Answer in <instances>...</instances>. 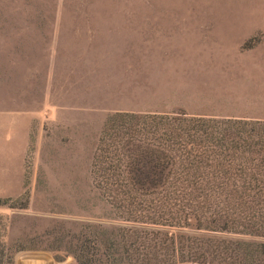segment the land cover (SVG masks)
Listing matches in <instances>:
<instances>
[{"label":"rangeland","instance_id":"rangeland-1","mask_svg":"<svg viewBox=\"0 0 264 264\" xmlns=\"http://www.w3.org/2000/svg\"><path fill=\"white\" fill-rule=\"evenodd\" d=\"M120 110L264 120V0H0V264H75L73 233L136 225L91 175Z\"/></svg>","mask_w":264,"mask_h":264},{"label":"trees","instance_id":"trees-1","mask_svg":"<svg viewBox=\"0 0 264 264\" xmlns=\"http://www.w3.org/2000/svg\"><path fill=\"white\" fill-rule=\"evenodd\" d=\"M91 175L136 225L73 233L56 248L75 264H264V240L219 235L264 237V120L115 111L100 129ZM10 249H0V262L11 261Z\"/></svg>","mask_w":264,"mask_h":264}]
</instances>
